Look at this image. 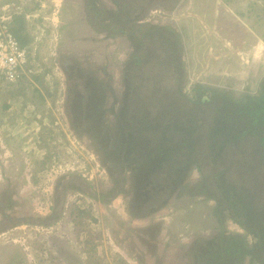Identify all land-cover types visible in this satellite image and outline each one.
Instances as JSON below:
<instances>
[{
    "label": "rangeland",
    "instance_id": "374dc122",
    "mask_svg": "<svg viewBox=\"0 0 264 264\" xmlns=\"http://www.w3.org/2000/svg\"><path fill=\"white\" fill-rule=\"evenodd\" d=\"M84 1H0V6L20 7L38 70L0 91V264H200L194 255L203 247L213 263L261 264L264 151L256 150V178L262 184L256 185V196H247L252 209H235L251 230L260 227L254 238L231 220L230 210H215L199 187L194 165L185 189L178 187L163 207L144 216L131 215L127 196L106 203L95 197L111 186L103 162L106 147L119 155L127 186L125 156L134 152L131 169L137 170L150 137L141 129V137L128 147L121 134H128L129 120L138 126L137 116L154 115L155 104L170 101L177 110L183 103L175 94L179 81L188 100L196 83L227 90L236 100L244 93L260 96L264 0L154 2L137 22L148 24L144 34L150 35L139 50L130 35L113 34L105 25L106 15L118 11L112 0ZM133 58L139 59L137 67ZM231 157L236 155L220 164L229 165ZM239 167L227 174L238 190ZM242 179L245 187L255 188L254 176ZM235 236L245 244L240 262H230L223 249Z\"/></svg>",
    "mask_w": 264,
    "mask_h": 264
},
{
    "label": "trees",
    "instance_id": "16d2710c",
    "mask_svg": "<svg viewBox=\"0 0 264 264\" xmlns=\"http://www.w3.org/2000/svg\"><path fill=\"white\" fill-rule=\"evenodd\" d=\"M112 1L118 11L106 15L105 25L112 28L113 34L130 35L132 42H136L134 44L139 50L141 44L150 35L144 34L148 24L137 22L143 18V13L151 7L152 3L161 0ZM84 2L92 5L98 4V0H85ZM145 4L148 5L144 6ZM87 10L95 15L98 12L94 6H88ZM140 10L142 11L140 12ZM12 30L20 45L27 46L29 44V38L24 34L21 15L14 18ZM132 60L137 67L140 63L139 59L133 58ZM176 63L178 64L177 76L179 77L182 72V70L180 71L182 63L179 58H177V62L175 61ZM138 85H134V87L138 88ZM258 88L260 89L259 97L251 99L246 95L247 93H244L242 99L236 100L234 97L228 96L227 90L209 88L196 83L191 89L193 98L188 100L181 93L179 81L175 94L183 100V103L177 110L172 109V102L162 101L158 105L155 104L154 115L148 119L137 116V123L141 121V125L138 126H136V122L133 123L129 120L128 134H121L124 145L128 147H133L134 141L141 137L139 135L141 129L144 132L147 131L146 137H150L148 148L145 151L147 153L142 154L145 157L136 163L137 170L131 169L134 152L131 151L125 156L124 164L130 166H128L130 183L127 186V179L120 176L121 170L118 169L119 155L111 146L106 147L103 162L111 179V186L106 192L103 191L95 198L99 202L106 203L116 195L127 196V209L131 215L134 217L144 216L163 207L168 198L179 191L178 187L185 189L187 186L185 177L189 166L194 165L202 180L199 187L205 188L203 193L215 202V210L220 208L224 213L230 210L231 220L240 224L247 230V234L254 238L261 230L260 227L255 224L253 225L254 229L251 230V225L239 220L237 217L239 214L235 209L238 206L245 210V213L249 212L252 209V200H249L247 196L255 194L256 185L262 184V181L260 182L256 178L258 169L256 150L264 151V78L258 82ZM151 92H154V88H151ZM134 128L137 130L135 131ZM244 151L245 153L242 154ZM246 153L247 155H245ZM234 154L236 158L231 157L229 165L220 164L223 157ZM262 155L260 162L264 161V154ZM233 160L237 164L234 165ZM235 166L237 168L241 166L238 175L241 180L239 190L227 177L230 168ZM146 167L147 171H143ZM124 169L126 168L124 167ZM133 170L135 171L133 172ZM136 171L137 174H135ZM249 175L255 177L253 192L251 191L252 184L251 189L250 186L245 187L243 184L242 178L249 177ZM155 202L158 204H154ZM145 208L148 209V212L139 214ZM232 241L227 246L228 241H225L224 252L230 262H240V255L245 251V244L241 236H235V240ZM211 254L203 247L200 251L197 248L194 256L200 264H222L221 261L213 263L208 259L207 256L210 257ZM257 260L264 264V255H260ZM233 264H237V262Z\"/></svg>",
    "mask_w": 264,
    "mask_h": 264
},
{
    "label": "built area",
    "instance_id": "2783aa9c",
    "mask_svg": "<svg viewBox=\"0 0 264 264\" xmlns=\"http://www.w3.org/2000/svg\"><path fill=\"white\" fill-rule=\"evenodd\" d=\"M20 14V7L14 3L0 6V91L14 88L38 74L33 67L35 48L32 44L20 45L13 34L14 18Z\"/></svg>",
    "mask_w": 264,
    "mask_h": 264
}]
</instances>
